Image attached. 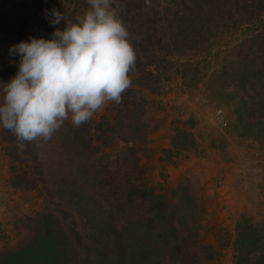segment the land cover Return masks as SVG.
Instances as JSON below:
<instances>
[{
  "label": "rangeland",
  "instance_id": "obj_1",
  "mask_svg": "<svg viewBox=\"0 0 264 264\" xmlns=\"http://www.w3.org/2000/svg\"><path fill=\"white\" fill-rule=\"evenodd\" d=\"M89 7L0 0V88L17 72L11 45L63 28L46 10L74 23ZM111 7L123 25L145 18L156 49L181 55L148 68L156 81L128 75L118 104L78 127L69 117L47 141L0 126V264H111L123 249L149 259L153 242L160 264H237L239 227L264 244V0Z\"/></svg>",
  "mask_w": 264,
  "mask_h": 264
},
{
  "label": "clouds",
  "instance_id": "obj_2",
  "mask_svg": "<svg viewBox=\"0 0 264 264\" xmlns=\"http://www.w3.org/2000/svg\"><path fill=\"white\" fill-rule=\"evenodd\" d=\"M89 8L65 23L55 8L45 12L50 38L32 37L9 47L17 72L0 88V126L19 141H47L70 117L88 121L105 103L118 104L130 84L135 53L112 0H87Z\"/></svg>",
  "mask_w": 264,
  "mask_h": 264
},
{
  "label": "trees",
  "instance_id": "obj_3",
  "mask_svg": "<svg viewBox=\"0 0 264 264\" xmlns=\"http://www.w3.org/2000/svg\"><path fill=\"white\" fill-rule=\"evenodd\" d=\"M128 7V6H127ZM143 24L139 27L132 24V21H127L129 23H124V27L126 28L128 32V42L130 43L134 53H135V61L134 64L129 69L127 75L130 74H138L144 77L146 80L149 81L150 79H153L154 81L158 80L160 78L159 76H153V71H149L148 68L153 67L155 68L157 65L156 63H164V60L168 57H179L181 54H173V52H165L162 53L159 51L156 45L158 43L155 41L156 39V32L154 29V26L152 23H147L146 19L143 18L139 20ZM198 23V22H197ZM195 25V23H191L185 27H182V30L179 32H176V38L179 39L181 36H184V34H188L190 29ZM143 27V28H142ZM138 28L141 30V32H135L134 29ZM39 35L46 37L47 34H44V31H41ZM159 35V34H158ZM156 46V47H155ZM15 70V68H12ZM144 80V79H143ZM163 213V210H159L156 213L157 219L161 222L165 216ZM245 227V226H244ZM239 234L237 235V239L235 242H237L238 246V252H237V264H264V244H259L257 246V243H259V239H257L254 233L256 229H247V227H239L238 229ZM253 233V235H252ZM249 237L253 239V243L255 244L253 246V249L250 251L249 248L251 246H248L247 243L250 241ZM126 243V242H125ZM156 243H150L148 244V251L153 256L149 257V259H139L137 260L132 255L129 256L128 250H122L121 255L124 254V256L119 257V261H112L110 259L109 261L111 264H160V259L156 257L154 254L156 252ZM129 248V246H128ZM40 251L45 252V249H41ZM251 253H253L252 259H250ZM155 257V258H154ZM42 263L41 264H57V261L54 262L53 259L49 258L48 256H43ZM101 258V257H100ZM99 258V259H100ZM108 259V258H107ZM101 261V259L99 260ZM252 261V262H250ZM107 262V261H106ZM24 264H31L30 262L24 260ZM105 263V262H104Z\"/></svg>",
  "mask_w": 264,
  "mask_h": 264
}]
</instances>
